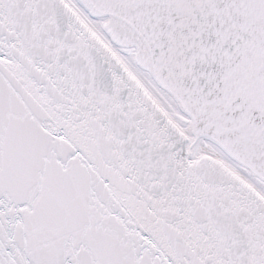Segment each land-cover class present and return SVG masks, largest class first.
Instances as JSON below:
<instances>
[{
  "label": "snow or ice",
  "instance_id": "6c2138e0",
  "mask_svg": "<svg viewBox=\"0 0 264 264\" xmlns=\"http://www.w3.org/2000/svg\"><path fill=\"white\" fill-rule=\"evenodd\" d=\"M0 264H264V0H0Z\"/></svg>",
  "mask_w": 264,
  "mask_h": 264
}]
</instances>
